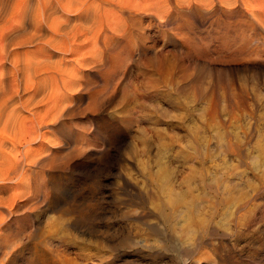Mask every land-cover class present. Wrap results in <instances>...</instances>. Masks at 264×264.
Returning a JSON list of instances; mask_svg holds the SVG:
<instances>
[{
	"label": "rangeland",
	"instance_id": "rangeland-1",
	"mask_svg": "<svg viewBox=\"0 0 264 264\" xmlns=\"http://www.w3.org/2000/svg\"><path fill=\"white\" fill-rule=\"evenodd\" d=\"M149 1L160 8L133 0L132 18L106 14L121 38L98 42L82 79L78 55L54 50V100L42 92L19 110L54 116L17 154L50 151L37 152L39 167L29 160L30 186L8 184L20 206L0 231V264H264V53L249 52L264 43L250 15L264 19V0L173 11Z\"/></svg>",
	"mask_w": 264,
	"mask_h": 264
},
{
	"label": "bare ground",
	"instance_id": "bare-ground-1",
	"mask_svg": "<svg viewBox=\"0 0 264 264\" xmlns=\"http://www.w3.org/2000/svg\"><path fill=\"white\" fill-rule=\"evenodd\" d=\"M143 1H145V0H143ZM148 1L146 0V2H147L146 6H148V8H150L149 6L151 4L149 5ZM156 1L158 2V3L156 2L157 4H159V3L161 4V2H159L158 0H156ZM180 1H181V3H180ZM206 1L207 2L209 1L210 3L209 2L207 3ZM206 1L205 2L207 4H211V1L213 2L214 0H211V1L206 0ZM163 2H164V5H167V7H169V8L173 7V8H170V9H172V11L174 10V8L177 9L178 6H183V5H181L182 0H163ZM186 2L188 4H191L192 7L193 6L199 7L201 5V4H199L198 0H196V1H194V0H186L185 1L184 0L185 4H186ZM223 2L226 3L227 5L228 4L237 5L234 7L240 8L243 6L242 4H244L245 0H234L233 2H232V0L231 1L230 0H216V3L214 2L215 5L213 3L214 8L215 9L216 8L220 9V7L224 8ZM254 2L252 4V6L254 5V8L256 6H258V4H259V6L261 5L260 2L259 3L256 2L257 4ZM149 3H150V1H149ZM153 3L154 2L152 1V4ZM247 3H250V2H246V5L248 6L249 4H247ZM138 4H140V3H138ZM142 4H143V2H142ZM188 4L184 5V8H186L185 6L188 7ZM202 4H204V3H202ZM153 5H155V4H153ZM227 5H225V6L227 7ZM233 5H230V7H232V9H233ZM135 6H136V3H134L133 0H0V231L5 229L6 225L9 223V219L11 218L10 216L13 215L15 213V210L17 209V207L20 206L18 201H17V196H19V195H17V193L14 190L16 188L13 187L14 188L13 194L12 193L9 194L8 198L5 197L6 196L5 194L8 192V189L10 188L8 184H10V183L13 184L15 182L22 183L23 181L26 182L28 176H32L30 172L28 173L30 175L27 176V172L31 169L30 164L36 162L35 165H37L38 161H36V160H38V159H36V157L39 158L37 154L42 153V155H43L44 152H46L48 155L49 154L48 152L50 151L49 145H46V147L43 148L44 144L41 145V143H40L39 147L42 146V148L45 149V151H43L42 149H40V150L37 149L39 151L36 150V152L34 150L33 151L31 150L32 154H33V152L36 153L35 158L31 154L35 161H33L32 159L29 158L30 162H31V160L33 161L32 163H30L29 160L27 162V159H28V153L27 152H24V150H21L24 152V154H21V155H18L16 152L18 150L17 147L20 145L19 143H21V140H25L26 143H30V144L34 141H38V139L40 138V133L38 130H40V128H42L43 126L44 127H50L52 125L51 124V118L54 116V114L50 111L52 116L50 117V115H48L47 119H46V117L44 119V115H45V112L47 110H45V112H42V113H44V115L43 114L41 115V109L42 108L39 104L43 102L42 101L43 99L41 100L39 98L40 96H38V94H40L42 92L45 93L46 95L42 94V98L45 95V98L48 99V103H50L49 102V101H51L50 99L54 100V98H51L53 81H54L56 75L58 77L57 73H59L58 71H60L58 69L60 68V66H63L62 63H60L61 65H59L57 63L58 60L57 61L54 60V55H55L54 50H57V51L62 52V53L65 52V53H68L70 55H75V57L78 55L77 58H75V61L72 60L73 62L76 63V69L75 70L73 68L72 69L76 72L75 73L76 75L79 74L81 77V74L83 73L82 67L84 65H86L85 63L83 64V61L86 60V62H87V60L89 59L88 58L89 56H87V54L89 55V53H91V50H96V53L98 51L99 52L101 51V50H98L101 47V46L99 47V45L97 46L98 42L99 43L104 42L106 44L110 40L121 38V36H120L121 34L117 33L120 28L118 27V29H116L115 26H113L114 23L111 25V23H112L110 21L111 19L108 20L105 18L106 14L109 13L108 18H110V14H111L113 16L114 22L118 17H120V15H122V16L128 15V16H130V18H132L136 14V10H134ZM140 6L141 5H138V7H140ZM157 6L158 5H156V7H154L151 5V8L154 7L156 9H158ZM249 6L251 7V5H249ZM141 7H143V5ZM203 7H206L207 10L210 9V8L208 9L207 5L206 6L204 5ZM163 8H164V6H163ZM169 8H166V6H165V9L170 10ZM202 9H204V8H202ZM248 9H249V7H248ZM162 10H164V9H162ZM212 10H214V9H212ZM225 10H223V12H225ZM230 10L231 9H229L228 11H230ZM172 11H170V12H172ZM215 11H217V10H215ZM262 11H263V9H262ZM211 12H213V11H211ZM250 12L251 11H249V13ZM255 12H253V13L251 12L250 15L252 16V18L256 17L258 21L263 20L262 26H264L263 16L255 14ZM166 13H168V12L166 11ZM174 13L176 14V12H174ZM226 13H228V12L226 11ZM117 14H118V17H116ZM223 14H225V13H223ZM259 14H261L260 11H259ZM169 15L170 14L168 13V17H169ZM172 16L173 15L171 14V17ZM166 17H167V15H166ZM126 19L128 20V18L125 17V20ZM122 22H124L123 26H125V22H127V21L123 20ZM134 22L137 23L136 20ZM116 23H119V22L116 21ZM112 26L115 29L112 28ZM130 26H132V25H129V27ZM127 27H128V25H127ZM125 30H126V28H125ZM129 31H131V30H129ZM120 32H121V30H120ZM122 33H123V31H122ZM125 33H124V36H125ZM132 33H134V32H132ZM143 33H144V31H143ZM143 33H141L142 36H143ZM129 36H130V34H129ZM123 37H122V41H123ZM130 37L129 38L127 37V40L132 38V37L131 38ZM138 37H139V35H138ZM132 40H129V41H132ZM129 41H127V42H129ZM124 42H125V40H124ZM132 42L127 43L128 46H130L129 45L130 43L132 45ZM104 43L102 44V46L104 45ZM127 44L125 43L124 45H127ZM118 45H121V44H117L116 46H118ZM124 45L122 44V46H124ZM29 46H31L32 49L24 50L25 47H29ZM111 46L109 48H113L114 45L112 47ZM134 47H136V46H134ZM85 48L88 50H85ZM82 49L84 51H82ZM106 52H108V51H106ZM249 52H251L253 54H257V55L263 54L264 53V43H261L259 47L255 48L253 50H249ZM96 53L93 52V55L90 54V56L91 57L93 56V58H94V56H96L95 55ZM101 53H103V52H101ZM103 56H104V54L102 55V57ZM58 57H60V56H58ZM63 57H60V58H62V60H63L64 59ZM96 57L98 58V56H96ZM68 58H71V57H68ZM93 58H90V59H93ZM71 59H74L73 56ZM102 60H104V59H102ZM59 61H60V59H59ZM62 62H64V60ZM90 62H91V60H90ZM90 62H89V64H90ZM93 62H95V61H93ZM55 63L57 65H59V66L56 65L58 68L55 66ZM68 63L70 65L72 62L69 60ZM68 63H66V64H68ZM69 65H68V67H69ZM94 65H95V63H94ZM70 67H71V65H70ZM73 67L75 68V65H73ZM85 67L87 68V66H85ZM88 67L90 69L89 65H88ZM98 67H101L100 64ZM80 69H82V70H80ZM85 70H86V73L88 75V73H90V72H88L87 69H85ZM91 70H93V69H91ZM95 70H97V69H95ZM62 71L64 72V73L62 72V74L66 75V73L63 69H62ZM74 71L72 72L73 74H74ZM67 72H68V70H67ZM69 74H71V73L69 72L67 75H69ZM60 75H61V73H60ZM63 75H62V77H64ZM72 76H74V75H72ZM82 76H83V74H82ZM68 77L69 76H67V78ZM71 77H69V78H71ZM67 78L65 77L64 79H67ZM77 78H79V77H77ZM81 79H82V77H81ZM61 80L63 81V79H61ZM78 80H80V79H78ZM70 81H72V80H70ZM73 81H74V79H73ZM63 82H65V80ZM67 82H65V83H67ZM76 82L78 83V81H76ZM64 86L67 87L66 85H64ZM57 88L58 87H56L55 89L57 90ZM59 88H58V92H59ZM77 88H76V90H78ZM61 90L59 93L60 95L62 92ZM64 90H66V89H64ZM70 90L74 91V87H72ZM23 91H25L26 93L30 92V96L26 95L27 99L24 98L26 100L24 102L16 101V99L19 98L21 92H23ZM75 91H74V94H75ZM79 91H80V89H79ZM72 93H71V95H72ZM59 94H57V96L61 97V96H59ZM68 94H70V93H68ZM36 95L38 97L37 98L38 101H39V99L41 100L40 102L37 101L39 103L38 105L40 107V110H38L37 112H40L39 116H41L43 118L36 116V117H38L37 120L41 119V122L40 121L38 122L36 120V117H35L36 111L33 112L32 114L30 113L31 115L28 114L29 116H31L30 118L28 116H27L28 117L27 118L26 114L24 117H22V114H24V113H22L23 111L22 112L19 111L20 109H22L24 107L32 106L33 104L31 105V103L34 101ZM55 96H56V94H55ZM63 96H64V93L62 94V97ZM67 96H69V95H67ZM64 97H65V99H67L66 96H64ZM64 97L61 99H64ZM37 102H36V104H37ZM66 102H67V100H66ZM66 102H65V104H66ZM46 103H47V100H46ZM56 104H57V102H56ZM56 104L54 106H56ZM52 106H51V108H53ZM49 107H50V105H49ZM49 107H48V109H49ZM59 108H61V106ZM37 109H39V108L37 107V108L31 109V110H37ZM43 110H44V108H43ZM49 110L47 112H49ZM61 110L64 111V109H62V108H61ZM59 113H60V111H59ZM36 115H38V114L36 113ZM46 115H47V113H46ZM25 117L27 119H29L31 123L29 121L27 122ZM42 119H44V120H42ZM56 119H58V117ZM61 122H62V120H61ZM27 123H30V125H28ZM54 126L55 125H53V127ZM19 129L23 132L25 131L26 136H24L22 138H17L18 132L21 135V132ZM23 129H26V130H23ZM49 130H52V129H49ZM46 131L44 130V132H46ZM49 133L52 134V131ZM52 136H53V138H55V134ZM42 137L44 139L47 138L45 136H42ZM49 137L47 139H49ZM47 142L48 143L51 142V139L47 140ZM53 142H54V140H53ZM26 143H25V145H26ZM44 143H45V141H44ZM31 145H29V146H31ZM29 150L30 149H28V152L30 153ZM41 150L43 152H41ZM18 151H20V150H18ZM25 151H27V150H25ZM47 155H45V156H47ZM32 168H34V167H32ZM34 169H36V168H34ZM35 172L36 171H34V173ZM27 182H28V180H27ZM30 184H31V182H30ZM24 185H26V186L29 185V182H28V184L25 183ZM17 187H18V185H17ZM9 192H11V191L9 190ZM17 211H18V209H17ZM186 256L187 255L185 254L184 257L186 258ZM190 258H192V257H190ZM187 261L190 264L191 261L190 260H187ZM185 262L183 261V263H185Z\"/></svg>",
	"mask_w": 264,
	"mask_h": 264
}]
</instances>
